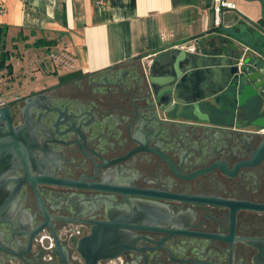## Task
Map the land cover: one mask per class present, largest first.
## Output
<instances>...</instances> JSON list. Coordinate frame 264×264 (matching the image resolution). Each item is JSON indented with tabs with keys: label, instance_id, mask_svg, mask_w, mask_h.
<instances>
[{
	"label": "flooded vegetation",
	"instance_id": "1",
	"mask_svg": "<svg viewBox=\"0 0 264 264\" xmlns=\"http://www.w3.org/2000/svg\"><path fill=\"white\" fill-rule=\"evenodd\" d=\"M235 42L228 34L218 50L228 55ZM157 58L57 79L8 102L15 134L37 135L32 174L56 182L38 184L40 202L31 185L18 186V152H0V264H86L78 247L92 234L106 252L123 247L97 264H264L259 109L221 113L209 99L197 112L163 109L150 83ZM32 95L41 97L27 106ZM10 137L2 120L0 139Z\"/></svg>",
	"mask_w": 264,
	"mask_h": 264
},
{
	"label": "crops",
	"instance_id": "2",
	"mask_svg": "<svg viewBox=\"0 0 264 264\" xmlns=\"http://www.w3.org/2000/svg\"><path fill=\"white\" fill-rule=\"evenodd\" d=\"M229 1L236 9L224 10L216 24L210 0H0V27H8V42L17 39L20 31L29 44L39 37L56 39L58 47L75 55L77 70L90 75L120 69L138 58L165 57L193 46L203 49L212 40L227 37L224 28L262 45L264 33L239 12L264 26L261 4ZM16 43L23 52L20 45L25 44ZM14 78V73L5 74L0 82V94L9 101L20 96L12 94ZM3 83L11 88L8 92H1Z\"/></svg>",
	"mask_w": 264,
	"mask_h": 264
},
{
	"label": "water",
	"instance_id": "3",
	"mask_svg": "<svg viewBox=\"0 0 264 264\" xmlns=\"http://www.w3.org/2000/svg\"><path fill=\"white\" fill-rule=\"evenodd\" d=\"M258 1L261 4V18L264 22V0ZM243 17L249 20L257 29L264 33V26L260 21H255L248 15L239 11ZM224 30L239 43H234L230 54L190 52L187 49L173 51L167 54L164 59L157 58L151 64L150 83L154 90L155 98L160 104H165L163 109L175 103L182 106H193L195 110L203 100H212L214 104L220 105V112L228 111L231 105L256 106L264 119V40L261 46L249 41L235 31L224 28ZM244 45L251 48L257 57L247 55ZM213 89V91L206 92ZM41 96L32 95L26 98L27 106L33 105ZM194 111V113H196ZM234 116L236 111L231 110ZM6 121L10 126L11 137L0 139V152L3 150H15V154L21 158L22 172L17 174L18 186L29 184L34 189L37 198L41 202L38 190L39 183L56 182L53 178L44 175H33L27 163V158L32 156L35 144L38 142L37 135L28 137L27 130H24L18 137L13 130L11 123V107L6 105L0 107V123ZM264 126V124H259ZM31 153H28V151ZM260 153H264V140L260 144ZM6 153H0V158ZM3 175L0 172V176ZM264 208V205L259 206ZM103 224V223H100ZM99 224V225H100ZM104 225L109 226L107 223ZM112 226V225H111ZM87 236L79 242V251L84 256L86 264H97V261L105 256H114L123 248L118 242L108 245L110 252L104 251L105 238L102 236Z\"/></svg>",
	"mask_w": 264,
	"mask_h": 264
},
{
	"label": "trees",
	"instance_id": "4",
	"mask_svg": "<svg viewBox=\"0 0 264 264\" xmlns=\"http://www.w3.org/2000/svg\"><path fill=\"white\" fill-rule=\"evenodd\" d=\"M220 32H223V30L221 28L218 29ZM23 31H20V33ZM32 34H34L36 31L35 30H31L30 31ZM7 34H8V27H0V82L2 81V79L4 78L5 74L8 76H12L14 73V65L12 63V58L14 57H22V53L19 50V46L16 43V41H18L19 39H23L24 42L27 40V38H22V34H19V36L17 37V39H14V41H11V43H13V48L12 47H8L7 44ZM224 38L220 37V39L216 40H212L211 43H209L207 45V47H204L203 49L200 48V50L204 53H218L220 50H218L220 43L222 42ZM28 45V46H27ZM26 48H24L23 50L29 49V48H34V50L43 48L44 50V56L48 53V51H50V49L58 47V41L56 39H47L46 37H39L36 38L34 43L29 44V43H25ZM66 48V47H64ZM45 63L42 60H39V65L38 67H42L44 66ZM48 66H46V70H48V73H58L61 72V70L54 65L52 62H48V64H46ZM82 72L79 70H75V71H71V72H67L64 75H61L59 77V80L65 81V80H70L73 78H76L78 76H81Z\"/></svg>",
	"mask_w": 264,
	"mask_h": 264
},
{
	"label": "rangeland",
	"instance_id": "5",
	"mask_svg": "<svg viewBox=\"0 0 264 264\" xmlns=\"http://www.w3.org/2000/svg\"><path fill=\"white\" fill-rule=\"evenodd\" d=\"M22 38H25V32H21ZM25 44L23 39H19ZM8 47L13 48V43L7 42ZM28 46V45H27ZM20 47L26 48L25 45H20ZM22 57L12 58V63L14 65V74L16 75L15 80L13 81L14 86L12 87L13 96L21 95L24 96L29 93L31 88H39L45 84L53 83L61 75L66 74L67 72L61 71L58 73H48L46 70V65L38 67L39 60L44 58V52L35 51L34 49L22 50ZM11 88L4 85H1V92H8Z\"/></svg>",
	"mask_w": 264,
	"mask_h": 264
},
{
	"label": "built area",
	"instance_id": "6",
	"mask_svg": "<svg viewBox=\"0 0 264 264\" xmlns=\"http://www.w3.org/2000/svg\"><path fill=\"white\" fill-rule=\"evenodd\" d=\"M213 4V9L216 15V24L220 23L221 14L224 10L227 9H236V4L229 0H210ZM204 12L208 15V9L205 8ZM195 47H191L193 50ZM43 62L48 64V62H52L56 65L61 71L71 72L78 69L77 67V59L73 53L69 50H66L64 47H55L50 49L48 53L44 56ZM48 66V65H46ZM9 100L4 97L3 94H0V107H4L8 104Z\"/></svg>",
	"mask_w": 264,
	"mask_h": 264
}]
</instances>
